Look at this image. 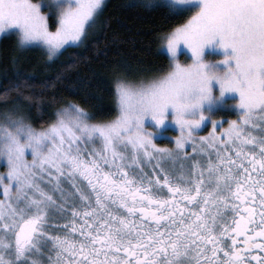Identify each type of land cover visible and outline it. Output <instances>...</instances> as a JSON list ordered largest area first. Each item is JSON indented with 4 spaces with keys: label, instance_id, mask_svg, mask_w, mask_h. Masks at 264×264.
<instances>
[{
    "label": "snow or ice",
    "instance_id": "snow-or-ice-1",
    "mask_svg": "<svg viewBox=\"0 0 264 264\" xmlns=\"http://www.w3.org/2000/svg\"><path fill=\"white\" fill-rule=\"evenodd\" d=\"M176 3L192 7L161 37L168 68L118 77L111 119L68 102L38 130L24 113L31 77L0 95V264H264V0ZM103 6L0 0V34L51 61L83 43ZM231 92L239 115L221 127L212 113L233 106ZM169 120L175 148L156 143Z\"/></svg>",
    "mask_w": 264,
    "mask_h": 264
},
{
    "label": "trees",
    "instance_id": "trees-1",
    "mask_svg": "<svg viewBox=\"0 0 264 264\" xmlns=\"http://www.w3.org/2000/svg\"><path fill=\"white\" fill-rule=\"evenodd\" d=\"M144 3L107 0L97 28L84 43L66 48L51 61L39 48L19 46L15 35L3 37L0 95L13 87L18 75L31 77L35 87L25 91L33 100L24 113L38 129L48 127L55 111L68 102L84 107L96 121L111 119L117 111L114 81L120 76L135 81L166 70L169 58L161 51V37L190 15L161 3L152 2L151 7ZM58 74L60 80H56Z\"/></svg>",
    "mask_w": 264,
    "mask_h": 264
},
{
    "label": "rangeland",
    "instance_id": "rangeland-1",
    "mask_svg": "<svg viewBox=\"0 0 264 264\" xmlns=\"http://www.w3.org/2000/svg\"><path fill=\"white\" fill-rule=\"evenodd\" d=\"M106 1L107 0H104V5H105ZM34 2H39V1L34 0ZM152 2L167 5L176 11H184L185 9L192 7V5H178L176 3V0H152ZM46 10L47 9H45V11ZM99 17H100V15H99ZM99 17H98L96 26L88 32L87 37L92 31H94L97 28V26L99 24ZM50 23H51V21H50ZM50 27H51V24H50ZM9 35H15L18 39V35L16 34L15 30H11V31L5 32L4 34H0V40L3 37L9 36ZM86 38L84 39V41L86 40ZM84 41H83V43H84ZM83 43H80L78 45H73V46H79ZM162 44H163V42H161V51H163L168 56V58L170 60V56L167 53L166 49L162 46ZM21 47H23V48H39L46 53V50L42 46L26 45V46H21ZM68 47H71V46H66V48H68ZM206 54H207V52H206ZM223 54L224 53L222 50H215V52L210 51L208 54V58L211 60H218V59H220V56H222ZM179 59L181 60V62H190V53L181 54L179 56ZM226 100H227L228 105H233V106L229 107L226 105H220L217 108H215L213 110V113H212V118L217 120V121H220L221 127H227V121L232 120V119H237L238 115H239L238 109H236L235 104H234V102L239 100V94L237 92L228 93V94H226ZM24 110H26V109L24 108ZM170 115H171V113H170ZM27 122L30 123L28 121V118H27ZM32 127H34V126L32 125ZM34 128H36V127H34ZM36 129H38V128H36ZM219 130L220 129L218 128L217 131H219ZM161 131H162V133L166 132V134L161 138H157L156 143L162 147L175 148V137L177 135H179L178 126L175 125L173 121L169 120V121H166V123H165V125ZM210 131H211L210 123L205 122V124L202 125V127L200 129L197 130V135L206 136V135H208V133ZM190 148H191L190 145L186 146V150H189ZM29 159H30V157H29ZM6 172H7L6 163L3 160H0V175L5 174ZM0 192H2V183H0ZM0 198H2V196H0Z\"/></svg>",
    "mask_w": 264,
    "mask_h": 264
},
{
    "label": "flooded vegetation",
    "instance_id": "flooded-vegetation-1",
    "mask_svg": "<svg viewBox=\"0 0 264 264\" xmlns=\"http://www.w3.org/2000/svg\"><path fill=\"white\" fill-rule=\"evenodd\" d=\"M187 151H190V149H189V150H187Z\"/></svg>",
    "mask_w": 264,
    "mask_h": 264
}]
</instances>
